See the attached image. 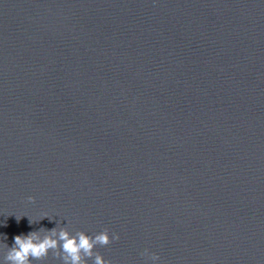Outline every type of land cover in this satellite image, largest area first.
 I'll list each match as a JSON object with an SVG mask.
<instances>
[{"label":"water","instance_id":"95a60500","mask_svg":"<svg viewBox=\"0 0 264 264\" xmlns=\"http://www.w3.org/2000/svg\"><path fill=\"white\" fill-rule=\"evenodd\" d=\"M56 220L264 264V0H0V234Z\"/></svg>","mask_w":264,"mask_h":264},{"label":"clouds","instance_id":"9594fccd","mask_svg":"<svg viewBox=\"0 0 264 264\" xmlns=\"http://www.w3.org/2000/svg\"><path fill=\"white\" fill-rule=\"evenodd\" d=\"M28 199L31 201L34 198L30 196ZM45 217L50 221L54 218H50L45 213L39 220ZM15 218L19 222L21 216H15ZM33 222L37 221L28 217L29 225ZM66 224L67 222L61 225L60 220H56L55 227L51 229L41 227L27 234L14 235L10 247L5 242L7 236L0 234L3 238L0 239V264H33V261H39L49 256L50 253L58 258L60 264H89V261L91 264H112L96 250V246H105L118 240V233L110 232L107 228L91 234L82 230L73 232L65 226ZM140 255L146 257L151 264L160 262L159 254L151 252L148 248L143 249Z\"/></svg>","mask_w":264,"mask_h":264}]
</instances>
